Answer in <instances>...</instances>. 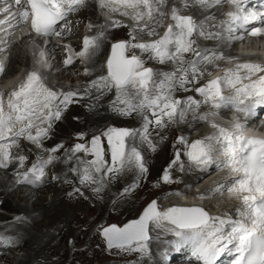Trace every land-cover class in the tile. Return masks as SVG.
<instances>
[{
    "label": "snow or ice",
    "instance_id": "1",
    "mask_svg": "<svg viewBox=\"0 0 264 264\" xmlns=\"http://www.w3.org/2000/svg\"><path fill=\"white\" fill-rule=\"evenodd\" d=\"M87 3L88 0H12L3 9L17 26L27 29L33 41L39 39L43 44V48L37 45L38 51L32 53L33 63L26 75L0 90V169L11 168L12 187L26 186L33 190L30 194H35L50 183L70 184L72 191L67 193L68 197L88 199L84 191L88 189L99 199L113 180L132 173V182L121 193L131 195L149 173L140 146L147 145L155 152L166 139L169 127L204 121L216 132L191 142L186 136H177L173 157L160 181L153 186L158 188L160 182L177 183L173 169L184 174L197 171L203 174L200 179L227 170L233 177L230 182L227 178L216 182L197 199L212 200L225 195L236 198L243 206L237 213L240 219L213 216L199 206L164 210L157 200H152L138 219L122 227L102 226L100 235L109 253H138L144 264H151L150 230L157 229L175 237L163 243L176 249L190 246L200 264H218L225 253L232 252L235 253L233 264H264V137L249 136L246 125L239 121H234L231 128L222 126L210 119L218 114L215 111L200 112L203 105L213 109L233 105L238 112L250 116L257 106L264 105V64L236 63L225 70L224 76L205 81L206 76H213L212 69H219V61L232 63L238 58L226 56L219 48H201L197 42L201 37L225 45L228 41H242L244 35H234L233 26L239 24L245 28L258 18L264 20V16L246 10L243 0H171V3L170 0H97L99 9L132 23L126 24L121 19L103 23L89 20L85 29L97 31L95 35L84 36L81 50L75 51L71 43L74 38L71 17ZM225 4L233 5L235 10L226 12V18L218 23L213 15L201 20L188 14L192 9L206 11ZM166 20L171 23L166 24ZM80 23L75 22L77 26ZM129 27V39L111 44V55L104 66L107 75L88 81L82 89L49 85L51 74L60 70L52 63L57 49L64 53L61 63L67 69L77 58L82 63L94 59L110 29ZM141 34L150 39L138 40ZM246 34L264 36V27L253 28ZM0 42L10 43L2 37ZM0 52L7 54L6 49ZM148 61L171 65V70L157 71L146 66ZM93 71L85 67L83 75L91 76ZM5 75L6 68L0 62V81ZM113 90L115 98L109 104L110 110L122 117L134 114L140 117L139 129L113 126L91 137L79 132L75 138L81 142L66 146L59 141L50 148L45 146L70 107L87 100L85 106L95 111L103 97ZM226 90H233V94L225 95ZM178 91L194 92L196 96L180 99L176 96ZM73 119L78 121L79 116ZM24 142L30 147H22ZM14 148L18 151H13ZM34 150L35 159L29 166ZM58 164L64 166L62 173L49 175V169ZM28 220L23 215L14 217L18 224ZM19 244L17 236L0 233L3 248H15Z\"/></svg>",
    "mask_w": 264,
    "mask_h": 264
},
{
    "label": "bare ground",
    "instance_id": "2",
    "mask_svg": "<svg viewBox=\"0 0 264 264\" xmlns=\"http://www.w3.org/2000/svg\"><path fill=\"white\" fill-rule=\"evenodd\" d=\"M92 5L94 7L95 6L98 7L97 1L93 2ZM218 10L219 9L217 8H210L206 11L197 10V9H192L190 11H193L194 15H196L201 20H203L205 16L213 15L215 16L216 21L218 23L221 19L224 18V14H225V13L218 12ZM199 13L202 14L201 17L199 16ZM89 15L92 18H94L95 23H103L107 20L103 18L101 19V17L97 14V12H91ZM80 16L82 15L80 14ZM2 22H4L3 16H0V23ZM21 30L22 31L26 30V28L22 27ZM111 30L112 29L109 30L108 34H110ZM19 31L20 29L18 30V32ZM96 31L97 30L95 29L94 35ZM4 33L5 32H3V25L0 24V37L3 38V36L5 35ZM19 33L18 35L20 36L21 32ZM79 33H80V30L78 27H76L73 35L76 37L78 36ZM125 33H128L125 28H120L119 32H114L115 36H120V35L125 36L126 35ZM200 39L205 42L204 48H219L225 53L226 56H232V57L238 58L234 60L232 63H229V62L226 63V65L222 68V71L219 72L221 73V77L224 76L225 74L224 70L233 68V66H235L236 63L252 62V63L264 64V47L260 48L257 46H253L252 44H250L249 46L241 44L239 47L240 49L239 54L233 55L232 53H229L230 50L227 49V47L231 46L235 48V46H237V44H239L241 41H233L235 43L233 42L231 43L230 41V43L227 42V45H225V44H222L221 41L219 40H205L202 37ZM117 41H120V40H117ZM256 41H252V43ZM259 41H264V39H260ZM114 42L116 41H113L111 43L108 42L107 44H105V42L103 43L100 49V52L95 56L96 61L92 67L94 71L92 75L88 77L87 83L88 81L95 79L99 75H104L105 73L104 66L106 64L107 57L110 52L111 44ZM0 43H3V42H0ZM5 47L6 46H4L3 48ZM58 51L59 49H57V52ZM58 55L59 54L56 53V59L53 61V64L56 67H60V63H61L60 57ZM19 58H20L19 54L13 55L11 59V68L8 70V73H11L12 70L15 68V64L17 63ZM26 65H29V66L31 65L30 58H27ZM75 67L76 65H73L71 68L67 70L71 71V69H74ZM157 67H158V71L171 70V65L158 64ZM67 70L61 71L59 75H61V77L63 78L67 77V80H69L70 74L66 72ZM218 70H221V69H218ZM218 70H215V71L217 72ZM73 79L74 78H72V80ZM4 82H7L8 83L7 86L9 87L13 83V80H10L8 78V80L7 81L5 80ZM61 85L67 88L64 84H58V86H61ZM83 87L84 86H81V87L72 86L71 88H81L82 89ZM227 92L231 93L233 92V90H227ZM176 96L177 98L184 99L188 96H196V94L194 92L178 91L176 93ZM110 98H112L111 101L115 98L114 90L112 92L107 93L103 97V99L99 102L100 106L95 111H89L88 108L85 106L89 103V101L87 100L81 101L80 104L73 105L72 107H70L68 112L65 113L64 115V118L67 121V125L62 124L61 122H57L56 127H55V128H58V131H59L57 138H54V139L52 138L51 140L46 141V143L50 144V146L52 147L54 144H56L59 141H63L66 146H71L74 143L81 142V141L76 140L75 138L76 134L79 132H84L87 136L91 137L93 133H97L99 131L104 130L98 124V121H101L104 119H110L112 121L113 126L117 128L139 129L142 123L141 118L136 116L135 114L131 117H122V116L115 115L109 108V104L111 101H108V99ZM196 98L199 99L198 96ZM203 108H204V105L201 107L200 111H202ZM212 110L218 113L217 111L218 109L212 108ZM221 110H224V109H221ZM225 113H226L225 111H222V113H218V114L222 117H226ZM219 115L217 117L220 118ZM76 116H79L78 121L73 119V117H76ZM188 118L189 120L191 119L190 114ZM202 123L203 121H193L191 125L180 124L178 126L169 127V129H167L165 133L166 139L159 143L158 148L155 152L148 149L147 145L140 146V149L147 162L148 168H150L151 166L152 170L154 171L155 166L153 167V165L156 161L157 163L156 169L161 170V175H162L163 170L168 165L169 161L172 159L173 154H174L173 142L176 138L175 130L178 129L186 133L185 136L188 137V135L197 131L199 127L202 125ZM215 132H216V129H213L209 135ZM258 132L259 131H254L252 129L247 130V133H252L254 135L255 134L261 135L262 137H264V134H259ZM154 139L158 140L159 137H156L154 134ZM23 146H24V143L22 147ZM176 147H180V146L176 145ZM34 159L35 158H32L31 162ZM63 169H64V166L58 164L55 168L49 169V175H51L52 172H56L57 174H60L62 173ZM5 172L11 173V168ZM226 173H227V170L221 171L218 174L215 173L216 179L217 178L222 179L223 175H225ZM183 174L184 173H181L178 170L173 169V172H172L173 178L176 179L178 182L187 185V187L189 185L195 184V182L198 181L203 176V174L197 171H192L190 173H187L186 179H183ZM190 175H195V177L190 178L189 177ZM69 177L72 178L70 173H69ZM133 178L134 176L128 173V176L126 180L124 181H121L120 179L113 180L112 183L101 194V198L99 199L96 198L91 193V191L88 189L84 190L85 195L88 197V199H84L83 197H79L78 199V198H70L67 196V193L72 191V185L70 184L50 183L46 185L43 189L36 190L35 194H30L33 190H30L26 186H16V188H13L12 185L14 184V177L12 175L9 176V181L13 182L12 185L8 186V184L4 182H0V207L10 212V215L0 213V233L4 235L17 236L19 238L20 244L18 247H15V248H3L2 246H0V262L3 263L4 261H7L6 263H9V264H17L15 262L17 261V259L10 258L9 255L6 253L7 252L12 253L15 251H25L26 256L28 258L27 261L19 260L18 264H91V263L93 264H138V262L139 264H144V261L142 260V258L140 257V254L138 253H130V254L121 253L120 255L113 257L114 259L112 262V259H110V257H108L107 253L104 251L102 244L95 245L92 242V240H89L86 237L88 230L90 229V226H92L95 221L93 220L92 222H89L88 220L89 217L94 216V215H91V212L93 211H94V214H95V211H105L103 215L101 214V216H105V213H107L106 212L107 210L111 211V210L116 209L117 211L121 212L122 213L121 215L123 216L127 217V215L128 216L132 215L133 220L138 217L140 210L142 208V207L140 208L139 206L140 204H138L140 199L137 198L136 201L133 199L135 197H138L141 194L140 193L141 188L143 192L146 190V187L148 186L147 184L148 183L150 184L151 180L149 177H147V179L142 182L141 186L133 193L134 195L136 194L135 196L132 194L127 195V196H122L121 195L122 190L132 182ZM216 179L211 181L213 185L215 184L214 182L216 181ZM153 180H154V177H153ZM216 182H221V181L217 180ZM198 183H201V182H198ZM208 186H210V184H208ZM45 192H48V194L52 193L53 198L50 203H46L47 200L43 198L41 194ZM176 193H183V194L171 196V198L178 196L177 198L175 197L174 199H172V201L171 199H168V200L165 199L167 197L157 199L160 205V208L166 210L167 208L172 207V206L173 207L174 206L176 207L199 206V207L205 208L213 216L215 215L217 208L213 207L212 203L207 202L208 199L207 201L195 199L194 196L199 195V194H196L195 191L188 193L186 189L183 190V189H180L179 187L178 189H176ZM179 196H182V199H180ZM16 197H19L20 199L35 198L33 200L34 210L31 211L27 207L18 205L19 203L17 204ZM224 198L226 200L230 199L227 195H225ZM231 199H234V198H231ZM239 203L240 201L238 199L236 200L235 198V201L231 204L232 205L231 207H234L233 210L232 211L230 209L228 210L231 217L234 219L236 218V216H238L237 214L238 210L242 209V208L241 209L239 208ZM89 209L91 212L89 211ZM85 212H87L88 215L85 214ZM18 215L29 217V220L24 224L15 223L14 217ZM80 216H82V218H79ZM76 217L79 219L76 220L75 219ZM237 219H240V217L238 216ZM150 235L153 237V239L149 241V245L153 253L151 264H162L160 260L161 258L160 256L163 254L164 248L166 247V244L163 243V241L167 240V236H165L159 229L155 231L150 230ZM71 236L73 237V243L68 244L67 242L69 241L68 238L70 239ZM93 239H94V236H93ZM28 251H31V252L28 253ZM179 260L180 258L174 255V259L172 260L170 264H174L176 261H179Z\"/></svg>",
    "mask_w": 264,
    "mask_h": 264
},
{
    "label": "rangeland",
    "instance_id": "3",
    "mask_svg": "<svg viewBox=\"0 0 264 264\" xmlns=\"http://www.w3.org/2000/svg\"><path fill=\"white\" fill-rule=\"evenodd\" d=\"M170 3H171V1H170ZM83 10V11H82ZM81 11H80V13H79V15L77 16V18L75 19V22L76 21H80V20H82V18H88L87 17V14L89 15L91 12H95V9H94V6H92V3H90V4H88L87 5V7H86V11L84 10V9H82ZM221 13H223V12H221ZM80 14L82 15V16H80ZM188 14H194V12L193 11H190ZM98 16V15H97ZM108 16H113V15H110V14H108ZM199 16L201 17L202 16V14L201 13H199ZM90 17V19H87L88 21L89 20H91L93 23H95V20H94V18H92L91 16H89ZM117 17H119V16H117ZM122 18V17H121ZM102 19V18H101ZM105 19V18H104ZM224 19V18H223ZM122 20V19H121ZM165 23L167 24V23H171V21L170 20H166L165 21ZM74 25L76 26V24L74 23ZM126 30H127V32L129 33V31H130V29L129 28H125ZM95 30V29H94ZM164 31V29H160V31ZM120 31V28H117V29H112L111 30V32H110V34H107L108 36H107V39L104 41L105 42V44H107L109 41H110V43L111 42H113V41H117V40H127L128 38H129V35H128V33H125L126 35V37L125 36H123V35H120V36H115V34H114V32H119ZM85 32H88L87 30H85ZM91 35H94V33H93V30L91 31V33H90V36ZM146 37V38H145ZM77 38V37H76ZM148 39H150L149 37H147V36H145V35H139L138 36V40H148ZM197 42H198V44L200 45V47L201 48H204V46H205V42L204 41H202L200 38H198L197 39ZM250 44H252L253 46H257V47H260V48H263L264 47V41H257V42H255V43H249V42H246L245 43V45H247V46H249ZM110 45V44H109ZM26 46H27V43H25V42H21L19 45H17V49H16V51L20 54V68H21V70L22 71H25V70H27V68H29L30 66L29 65H26V60H27V58H29V56H31L30 55V53L27 51V49H26ZM33 52H36L35 51V49H32V53ZM136 52H137V54H139V50H136ZM31 53V54H32ZM95 61H96V58H95ZM219 63V65H220V67H219V69H222L225 65H226V63H227V61H219L218 62ZM241 63H243V62H241ZM146 65H150V66H152L155 70H157L158 71V67H157V63L155 62V61H148L147 62V64ZM233 67H235V66H233ZM59 69H60V67H58ZM91 69H93V68H91ZM215 70H218V69H213L212 71H215ZM61 71H63V70H59V71H54V74H56V78H54V80L53 81H55V82H58V83H65V84H67V85H69V84H73L74 83V81L73 80H71V79H69V80H67V79H64L63 77H61V75H59L60 73H61ZM67 73H69L70 71L69 70H67L66 71ZM58 76V77H57ZM207 77L208 76H206L205 78H204V80L206 81L207 80ZM87 80H88V78L87 79H84L83 80V83H81V81H79L77 84H80V86L81 85H83L84 87L86 86V84H87ZM73 81V82H72ZM203 82V81H202ZM50 86H58V85H50ZM68 88H70V87H68ZM111 99L112 98H110V99H108V101H111ZM205 106V105H204ZM204 109V108H203ZM203 111V110H202ZM202 111H200L201 113H202ZM206 112H212L211 110L209 111V110H207ZM214 118H215V121L217 122V120H216V118H218L217 116H214V117H210V119H213L214 120ZM62 124H64V125H67V121H66V119L65 118H63L62 119V121H60ZM217 123H219V124H221L220 122H217ZM98 124L103 128V129H106V128H108V127H113V124H112V121L110 120V119H104V120H101V121H98ZM204 125V126H203ZM222 125V124H221ZM223 126V125H222ZM202 129V131L203 130H207V131H209V134L211 133V131L213 130V128L209 125V123H207V122H204L203 121V123H202V125L199 127V129ZM198 129V130H199ZM201 130H199V131H195V133L193 132L192 134H190V135H188V139H189V141L191 142V141H193V140H195V139H199V138H196L198 135H199V132H200ZM59 131H58V128H55V132H54V134H53V139L54 138H57V136H58V133ZM190 133V132H189ZM185 134L186 133H184V132H182V131H180V130H178V129H176L175 130V136L177 137V136H180V135H183V136H185ZM212 135V134H211ZM25 144H24V146H28V147H30L29 145H27V142H24ZM45 146L46 147H51L50 146V144H47V143H45ZM18 151V150H17ZM174 152H175V148H174ZM170 154V153H169ZM35 155H36V152H35V150L33 151V153H32V155L30 156V158H29V165L31 164V160H32V158H35ZM46 156H47V154H45V158H46ZM168 157H169V155H168ZM170 159V158H169ZM185 162H187L186 161V158H185ZM156 161H155V163H154V165H153V167L155 166V169H154V171L152 170V168H151V166H150V168H149V173H148V175H147V177H149L150 178V180H151V183L149 184H147L148 186L146 187V190L143 192L142 191V188L140 189V195L138 196V197H135L133 200H137V198L138 199H140L139 200V203L138 204H140L139 206H140V208H141V210H140V213H139V215L141 214V212L143 211V209L145 208V206H146V204L147 203H149L151 200H153V199H160V198H165V197H167V198H165V199H171V201H172V199H174L175 197L177 198L178 196H175L174 198H171V196H174V195H176L175 193V191H176V189H178L179 187L180 188H183V190H185V189H190L189 190V193L190 192H192V191H195V193H203V192H205L207 189H209V187H211L212 186V184L213 183H211V181H213L214 179H216V176H215V174H214V176H207V178H203V179H199L200 180V184L198 185V186H195L198 182L196 181L195 182V184H193V185H191V187H187L186 185L184 186V185H180V184H182V183H180V182H178V183H174V184H163V183H160V185L161 186H159L158 188L157 187H153L152 185H154V184H156L158 181H160V175H161V170H158V169H156ZM151 169V170H150ZM151 171V172H150ZM158 171V172H157ZM159 173V174H158ZM11 173H8V172H5V170H0V182H4V183H6V184H8V186H10V185H12L13 184V182H11V181H9V176H11L10 175ZM129 174H132V173H129ZM149 174H150V176H149ZM152 174V175H151ZM133 176H134V174H132ZM154 175V176H153ZM127 176H128V174H125V175H122L121 177H119L118 179H120L121 181H124V180H126V178H127ZM153 177H154V180H153ZM155 177H156V179H155ZM190 178H194L195 177V175H190L189 176ZM187 178V174H183V179H186ZM213 178V179H212ZM210 180V182H209V180ZM8 181H9V183H8ZM154 182V183H153ZM180 183V184H179ZM208 184H210V186H208ZM16 188V187H15ZM29 192V191H28ZM169 192V193H168ZM148 193V194H147ZM150 193V194H149ZM163 193V194H162ZM42 194V196H43V198H45L46 200H47V202L46 203H50L51 201H52V198H53V196H52V193H49L48 194V192H45V193H41ZM132 195H134V194H132ZM136 195V194H135ZM134 195V196H135ZM189 195V194H188ZM187 195V196H188ZM196 195V194H195ZM198 196V195H197ZM197 196H194V198L195 199H197ZM78 199H79V197H77ZM35 198H32V199H20L19 197H16V202H17V204L18 205H20V206H23V207H27L29 210H34V206H33V200H34ZM206 201H207V199H205ZM222 200V201H221ZM235 201V198L234 199H228V200H226L225 198H224V196H218V197H216L215 199H212V200H208L207 202H210V203H212L213 204V207H216L217 208V210H216V213L215 214H218V216H222V214L224 215V214H227V211L230 209V207L232 206L231 204ZM237 200V199H236ZM229 202H231V203H229ZM144 205V206H143ZM105 209V208H104ZM106 210V209H105ZM89 211H90V209H89ZM91 212V211H90ZM102 212V213H101ZM105 211H95V214H94V211L93 212H91V215H94V216H91V217H89V222H92L93 220H95L94 221V223H93V225L92 226H90V229L88 230V233H87V238L89 239V240H92V242L95 244V245H99V244H102V246H103V248H104V251L107 253V255H108V257H110V259H112V262H113V257H115V256H117V255H114V254H111V253H109V251L106 249V245H105V241H104V239H103V237L100 235V232H99V229L102 227V226H107V225H109V224H116V225H118V226H123L124 224H126V223H128L130 220H133V216L132 215H127V217L126 216H123V215H121L122 213L121 212H119V211H117L116 209H114V210H107L106 212L107 213H105V216H101V214L103 215V213H104ZM124 212V211H123ZM229 212V211H228ZM0 213H2V214H8V215H10V212L9 211H7V210H5L4 208H1L0 207ZM112 213H113V215H112ZM85 214H87L88 215V213L87 212H85ZM229 215L228 216H230L231 217V215H230V213H228ZM139 215H138V217H139ZM96 217V218H95ZM103 217V218H102ZM137 217V218H138ZM79 218H82V216H80ZM79 218H75L76 220L77 219H79ZM136 218V219H137ZM97 221V222H96ZM96 222V223H95ZM124 223V224H123ZM122 224V225H121ZM168 226V225H167ZM93 227V228H92ZM169 227V226H168ZM94 231H93V230ZM92 230V231H91ZM163 233V232H162ZM164 235H170V233H163ZM72 235V234H71ZM89 236V237H88ZM93 236H94V239H93ZM70 237V236H69ZM72 238V239H71ZM71 238L69 239L68 238V240L70 241H73V237L71 236ZM170 239L171 238H169V237H167V240L166 241H170ZM69 241H67L68 242V244H70L69 243ZM167 245L168 244H166V247H167ZM165 247V248H166ZM165 248H164V252H165ZM115 251V250H114ZM29 252H31V251H28V253ZM6 254H8L9 255V257L10 258H12V259H17V261H15L17 264H18V261L19 260H25V261H27V256H26V252L25 251H15V252H7ZM15 256V257H13V256ZM20 255V256H19ZM89 259V258H88ZM7 261H4L3 263H1L0 262V264H9V263H6ZM91 264H93V263H91ZM174 264H184V262H182L181 260H179V261H176Z\"/></svg>",
    "mask_w": 264,
    "mask_h": 264
},
{
    "label": "water",
    "instance_id": "4",
    "mask_svg": "<svg viewBox=\"0 0 264 264\" xmlns=\"http://www.w3.org/2000/svg\"><path fill=\"white\" fill-rule=\"evenodd\" d=\"M110 55H111V53H110ZM110 58V57H109Z\"/></svg>",
    "mask_w": 264,
    "mask_h": 264
}]
</instances>
